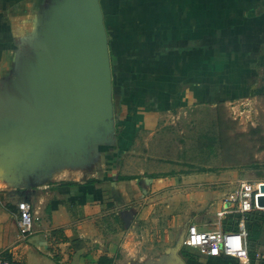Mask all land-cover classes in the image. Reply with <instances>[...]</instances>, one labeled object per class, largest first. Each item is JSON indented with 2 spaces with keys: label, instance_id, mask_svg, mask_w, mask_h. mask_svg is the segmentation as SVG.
I'll return each instance as SVG.
<instances>
[{
  "label": "crops",
  "instance_id": "0c3cea01",
  "mask_svg": "<svg viewBox=\"0 0 264 264\" xmlns=\"http://www.w3.org/2000/svg\"><path fill=\"white\" fill-rule=\"evenodd\" d=\"M51 2L0 0V87L39 43ZM99 2L120 133L96 134L85 164L39 176L35 185L16 186L2 170V264H133L147 256L138 253L154 223L184 220L185 232L192 222L212 224L237 185L235 177L225 187L229 172L170 168L165 175L167 166H146L129 151L151 146L183 109L255 104L264 96V0ZM177 174L185 175L180 182ZM19 200L42 219L25 238L17 227ZM259 235L260 248L246 261L201 255L192 264H264V226Z\"/></svg>",
  "mask_w": 264,
  "mask_h": 264
},
{
  "label": "rangeland",
  "instance_id": "374dc122",
  "mask_svg": "<svg viewBox=\"0 0 264 264\" xmlns=\"http://www.w3.org/2000/svg\"><path fill=\"white\" fill-rule=\"evenodd\" d=\"M43 42V37H41L36 46L29 48L23 65L26 62H33L36 58V47L41 46ZM3 89V85H1L0 179L2 170H4L6 173L13 174L16 186L35 185L40 182L39 176L47 175L46 177H49L50 173L57 177L60 169L69 170L68 168L74 166L80 168L79 166L85 164V159H89L91 149L95 146L93 139L96 131L89 133L85 130L77 140V144L71 146L68 144L69 142L64 144L63 140L57 139L50 133L52 131L45 130L41 133L38 142L31 144L27 147L28 151L18 155L16 152L17 142L11 134L14 128L24 131V127L18 125L11 117L7 102L2 100L1 95L5 94L1 92ZM255 106V108L249 109L251 113L244 117L249 119L256 115L255 127L234 120L230 105L188 107L178 113L174 124L168 126L166 131L162 132L161 137L157 138V141L151 139V146L141 142L137 144V148H131L129 152L133 157L138 156V162L146 166L151 162L156 167L167 166L169 169L164 174H169L170 168H183L181 171L187 173L203 167L212 168L217 175L224 172L231 173L229 178L233 181L227 179L226 188L234 186L235 177H244L264 184V96L255 102ZM119 133V129L114 125L108 136H117ZM135 160L136 157L133 162ZM252 163L256 165L250 166ZM146 169L149 170L147 167ZM153 174L155 173L149 175ZM177 175L179 182L185 176ZM3 186L6 184L0 181V187ZM194 189H196V185ZM261 212L264 210L252 211L250 218L249 215L247 216L248 224L254 220L258 221ZM184 222V220L173 222L171 217L168 221L158 220L154 223L153 233L149 234L148 240L140 247L141 252L138 253V257L146 253L147 256L141 260L136 259L133 264H170L174 261L192 264L196 259L185 258L181 252L187 250L196 257H200L202 254L198 250L184 245ZM258 222L261 231L264 226V218ZM249 233L250 251L256 255L260 248L259 229L253 228Z\"/></svg>",
  "mask_w": 264,
  "mask_h": 264
},
{
  "label": "water",
  "instance_id": "95a60500",
  "mask_svg": "<svg viewBox=\"0 0 264 264\" xmlns=\"http://www.w3.org/2000/svg\"><path fill=\"white\" fill-rule=\"evenodd\" d=\"M42 37L33 62H26L1 91L11 117L24 127L11 134L18 155L45 130L75 146L85 130L108 135L114 126L108 37L99 0H52ZM260 193L257 205L264 208V184Z\"/></svg>",
  "mask_w": 264,
  "mask_h": 264
},
{
  "label": "built area",
  "instance_id": "2783aa9c",
  "mask_svg": "<svg viewBox=\"0 0 264 264\" xmlns=\"http://www.w3.org/2000/svg\"><path fill=\"white\" fill-rule=\"evenodd\" d=\"M229 105L234 120L254 126L256 115L249 119L244 118L251 113L249 109L256 107L252 101H232ZM254 111L256 112V109ZM261 184L244 177L239 178L236 187L223 198L221 209L216 213V219L212 224L196 222L188 224L184 245L198 250L204 256H224L238 261L248 260L246 218L249 212L262 209L257 205L256 200L261 194ZM17 210L19 214L17 227L22 238L32 235L37 227H41V217L28 202L19 200ZM229 215L235 216L233 228L223 227L222 221ZM0 264H2L1 261Z\"/></svg>",
  "mask_w": 264,
  "mask_h": 264
},
{
  "label": "trees",
  "instance_id": "16d2710c",
  "mask_svg": "<svg viewBox=\"0 0 264 264\" xmlns=\"http://www.w3.org/2000/svg\"><path fill=\"white\" fill-rule=\"evenodd\" d=\"M256 164L255 163H252V164H250V166H255ZM198 170H201V171H205V170H211V171H213V169L212 168H208V169H206V168H198ZM254 211V210H253ZM248 215H249V218H250V215H251V212H249L248 213ZM247 215V216H248ZM254 217H255V214H254ZM249 218L247 219L246 218V228H247V230H248V236H247V241H248V245H249V249H250V246H251V242L249 241V237H250V233H249V231L251 230V229H253V228H258L259 229V231H260V225H259V220H262L263 218H264V212H261L260 214H259V217H258V221H253L251 224H248V221H249ZM256 219H257V217H255ZM234 221H235V216L234 215H229V216H226L224 219H223V221H222V223H223V227H225V228H233V227H235V224H234ZM251 250V249H250ZM249 250V253H250V255H252V252ZM181 254H182V256L183 257H185V258H189V259H197L198 258V256L196 257L195 255H193V254H190L189 252H187V250H183L182 252H181ZM8 260H9V258H8Z\"/></svg>",
  "mask_w": 264,
  "mask_h": 264
}]
</instances>
